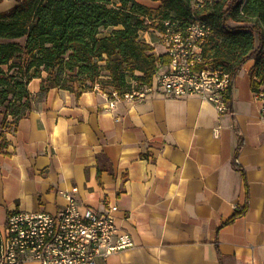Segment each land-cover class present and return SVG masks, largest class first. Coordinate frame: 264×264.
<instances>
[{"label":"crops","instance_id":"1","mask_svg":"<svg viewBox=\"0 0 264 264\" xmlns=\"http://www.w3.org/2000/svg\"><path fill=\"white\" fill-rule=\"evenodd\" d=\"M253 64L234 78L226 113L156 94L109 108L101 92H41L33 78L31 109L0 153V226L14 211L54 213L70 193L79 205L118 207L115 222L134 245L106 264H264V121Z\"/></svg>","mask_w":264,"mask_h":264},{"label":"trees","instance_id":"2","mask_svg":"<svg viewBox=\"0 0 264 264\" xmlns=\"http://www.w3.org/2000/svg\"><path fill=\"white\" fill-rule=\"evenodd\" d=\"M15 1L0 12V153L8 146L6 133L31 109L27 86L33 78L41 79V92L58 87L76 96L96 83L119 92L151 85L158 66L169 60L141 34L162 30L164 19L185 24L192 14L200 17L210 27L202 56L231 80L253 59L250 88L257 92L263 85L264 91V0H204L199 8L198 0H151L156 8L135 0ZM226 97L232 100L230 90Z\"/></svg>","mask_w":264,"mask_h":264},{"label":"built area","instance_id":"3","mask_svg":"<svg viewBox=\"0 0 264 264\" xmlns=\"http://www.w3.org/2000/svg\"><path fill=\"white\" fill-rule=\"evenodd\" d=\"M203 2L198 0L195 7H202ZM160 23L162 30L141 34L156 55L164 54L169 60L158 66L151 85L119 92L102 90L96 83L94 90L106 96L109 108L119 101L142 102L156 94L170 99L195 97L213 105L218 113L231 112L226 93L232 91L233 80L222 67L202 56L209 25L195 14L185 24L178 19ZM149 33L158 38L161 52ZM253 99L261 103L259 119L264 121L263 86L253 92ZM234 163L239 165L238 160ZM65 199L67 204L54 213H9L0 226V264H106L111 255L134 245L130 234L115 222L116 205L107 203L103 210H97L79 205L70 193Z\"/></svg>","mask_w":264,"mask_h":264},{"label":"rangeland","instance_id":"4","mask_svg":"<svg viewBox=\"0 0 264 264\" xmlns=\"http://www.w3.org/2000/svg\"><path fill=\"white\" fill-rule=\"evenodd\" d=\"M13 1V0H12ZM151 1V0H150ZM146 2L147 3H150L148 0H146ZM13 3H14V1H13ZM151 5H153V4H151ZM154 6V5H153ZM152 8H154V7H152ZM8 10V9H7ZM105 33H106V31H104ZM103 32V33H104ZM151 36L154 38V40H155V47H157V51H161V48L159 47V44H158V38L155 36V35H153V34H151ZM0 41H2L1 39H0ZM4 113H3V110H1V112H0V125H1V120H2V115H3Z\"/></svg>","mask_w":264,"mask_h":264},{"label":"bare ground","instance_id":"5","mask_svg":"<svg viewBox=\"0 0 264 264\" xmlns=\"http://www.w3.org/2000/svg\"><path fill=\"white\" fill-rule=\"evenodd\" d=\"M13 4L12 0H4L3 3L0 4V9H8Z\"/></svg>","mask_w":264,"mask_h":264}]
</instances>
